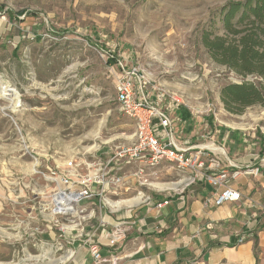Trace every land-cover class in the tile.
I'll return each mask as SVG.
<instances>
[{
    "label": "rangeland",
    "instance_id": "obj_1",
    "mask_svg": "<svg viewBox=\"0 0 264 264\" xmlns=\"http://www.w3.org/2000/svg\"><path fill=\"white\" fill-rule=\"evenodd\" d=\"M229 1L0 0V78L20 96L16 108L0 98V264H47L37 260L58 252L46 234L71 235L65 218L45 210L52 168L79 156L105 158L134 141L136 123L121 112L116 90L124 70L145 76L150 99L165 93L179 142L209 146L228 164L223 167L235 170L247 165L231 162L230 144L221 139L238 134L233 150L246 147L264 165V105L237 112L221 97L229 83L264 79L216 62L201 39L213 12ZM240 170L234 183L246 174ZM152 171L145 195L192 186L175 165Z\"/></svg>",
    "mask_w": 264,
    "mask_h": 264
},
{
    "label": "crops",
    "instance_id": "obj_2",
    "mask_svg": "<svg viewBox=\"0 0 264 264\" xmlns=\"http://www.w3.org/2000/svg\"><path fill=\"white\" fill-rule=\"evenodd\" d=\"M240 139L238 134L222 136V142L230 144L231 162L239 166H261V172L244 174L235 181L234 187L241 193L239 201L214 205L211 202L214 189L203 182L190 184L188 190L175 195H145L144 185L137 177L128 175L134 170L128 164L124 170L128 175L126 183L118 193L109 195L116 209L103 210L95 205L93 219L68 230L71 235L67 240L62 232L45 233L47 239L55 241L53 247L58 256L35 258L48 259L47 264H264L263 158L246 147L233 150V143ZM217 157L222 162L219 154ZM222 165L228 167L223 162ZM153 175L155 171L149 176ZM159 190L165 192L168 187ZM143 194L146 198L141 200L138 195ZM164 201L168 203L160 207L158 204ZM101 219L109 227L124 225L128 229L122 245L114 248L107 245ZM241 237L244 240L239 242ZM93 242L100 243L104 261L96 262L91 255L89 247Z\"/></svg>",
    "mask_w": 264,
    "mask_h": 264
},
{
    "label": "built area",
    "instance_id": "obj_3",
    "mask_svg": "<svg viewBox=\"0 0 264 264\" xmlns=\"http://www.w3.org/2000/svg\"><path fill=\"white\" fill-rule=\"evenodd\" d=\"M145 85V76L135 69L124 70L116 81L120 110L136 123L134 141L130 145H117L113 155L105 158L100 155L71 158L63 167L52 168L46 176L54 184V189L45 210L53 218H65L69 230L79 227L82 221H91L96 212L95 205L115 210L117 205L109 201V195L120 191L128 175L137 177L141 185H146L149 183L147 175L162 163L175 165L184 172L188 185L197 181L210 184L215 191L211 202L216 206L240 200L241 193L233 182L242 174L240 169L246 174L261 172V166L254 165L229 170L214 155L213 148L192 144L191 139L186 140L185 145L180 143L172 116L174 106L165 108V93L150 99ZM128 164H132L134 170L126 175L124 170ZM87 201L95 204L88 205ZM165 203L168 201L158 205L161 207ZM100 226L108 246L118 247L126 241L128 229L124 225L109 227L101 219ZM243 240L241 237L239 242ZM89 250L96 262L104 260L99 242L91 243Z\"/></svg>",
    "mask_w": 264,
    "mask_h": 264
},
{
    "label": "trees",
    "instance_id": "obj_4",
    "mask_svg": "<svg viewBox=\"0 0 264 264\" xmlns=\"http://www.w3.org/2000/svg\"><path fill=\"white\" fill-rule=\"evenodd\" d=\"M208 25L201 39L213 60L238 74L264 79V0L229 1L213 12ZM221 97L229 110L237 112L253 104L264 105V84L229 83Z\"/></svg>",
    "mask_w": 264,
    "mask_h": 264
},
{
    "label": "bare ground",
    "instance_id": "obj_5",
    "mask_svg": "<svg viewBox=\"0 0 264 264\" xmlns=\"http://www.w3.org/2000/svg\"><path fill=\"white\" fill-rule=\"evenodd\" d=\"M2 97L7 98L15 108L20 105V99H19L20 96H19V93L17 92V90L10 87L8 84L3 82L0 78V98H2ZM184 181L187 182V180H184ZM181 183H182V181L174 183L173 187L176 188ZM170 185H172V184H170Z\"/></svg>",
    "mask_w": 264,
    "mask_h": 264
}]
</instances>
